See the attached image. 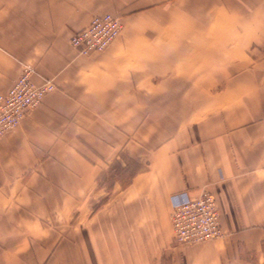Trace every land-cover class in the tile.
Returning a JSON list of instances; mask_svg holds the SVG:
<instances>
[{
  "label": "crops",
  "instance_id": "1",
  "mask_svg": "<svg viewBox=\"0 0 264 264\" xmlns=\"http://www.w3.org/2000/svg\"><path fill=\"white\" fill-rule=\"evenodd\" d=\"M25 65L56 90L0 138V264H264V0H0V94ZM203 190L223 236L177 245Z\"/></svg>",
  "mask_w": 264,
  "mask_h": 264
},
{
  "label": "built area",
  "instance_id": "2",
  "mask_svg": "<svg viewBox=\"0 0 264 264\" xmlns=\"http://www.w3.org/2000/svg\"><path fill=\"white\" fill-rule=\"evenodd\" d=\"M122 22L118 16L103 14L93 16L89 25L74 34L71 46L83 56L104 52L120 35ZM36 71L25 65L13 86L0 94V138L15 130L23 118L40 106L45 96L56 90V84L41 78L33 80ZM171 224L174 243L192 246L219 239L223 236L219 211L214 195L203 190L197 197L180 194L172 204Z\"/></svg>",
  "mask_w": 264,
  "mask_h": 264
},
{
  "label": "rangeland",
  "instance_id": "3",
  "mask_svg": "<svg viewBox=\"0 0 264 264\" xmlns=\"http://www.w3.org/2000/svg\"><path fill=\"white\" fill-rule=\"evenodd\" d=\"M119 17V16H118ZM120 18V17H119ZM120 20H121V22H122V19L120 18ZM122 31V30H121ZM121 34V33H120ZM120 36V35H119ZM118 36V37H119ZM76 51V50H75ZM77 52V51H76ZM83 56V55H82ZM39 107V106H38ZM37 107V108H38ZM36 109V108H35ZM34 110V109H33ZM134 169H136V167H134ZM116 175H117V177H119V178H123V177H125L126 178V174H125V176H123V174H122V172L120 171V170H117L116 171ZM215 240H217V239H215ZM215 240H212V241H215ZM212 241H209V242H212ZM206 243V242H205ZM201 244H203V243H201Z\"/></svg>",
  "mask_w": 264,
  "mask_h": 264
},
{
  "label": "bare ground",
  "instance_id": "4",
  "mask_svg": "<svg viewBox=\"0 0 264 264\" xmlns=\"http://www.w3.org/2000/svg\"><path fill=\"white\" fill-rule=\"evenodd\" d=\"M118 38V37H117ZM74 49V48H73ZM75 50V49H74ZM79 54V53H78Z\"/></svg>",
  "mask_w": 264,
  "mask_h": 264
}]
</instances>
